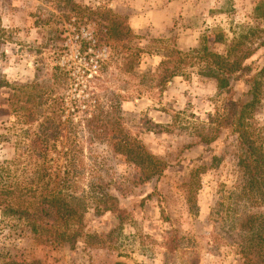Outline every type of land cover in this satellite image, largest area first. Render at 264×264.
<instances>
[{
	"label": "rangeland",
	"instance_id": "374dc122",
	"mask_svg": "<svg viewBox=\"0 0 264 264\" xmlns=\"http://www.w3.org/2000/svg\"><path fill=\"white\" fill-rule=\"evenodd\" d=\"M257 1L0 0V163L14 155L15 136L7 129L17 118L9 105L13 87L30 84L60 66L71 75L63 89L67 98L86 96L87 88L104 102L109 92L127 95L124 125L152 155L174 164L161 177L144 180L142 169L109 144H90L83 138L84 174L78 192L90 191L85 194L84 232H98L101 242L51 244L0 209V264L9 258L38 259L42 264L242 262L239 222L246 213L264 211V200L241 197L238 158L243 147L237 136L226 131L204 145L192 134V126L207 121L228 94L197 68L185 69L163 87L155 67L173 45L188 51L204 35L210 36L212 48L222 51L213 42V32L221 29L232 38L249 24L256 25ZM116 16L140 38L131 43L126 34L118 42L108 39V19ZM263 40L264 32L258 42ZM137 46L146 53L127 72L122 56ZM100 58L108 61L103 64ZM249 62L261 68L264 44ZM233 86L236 97L248 88L242 82ZM257 120L264 126V106ZM200 165L198 177L190 179ZM101 188L119 197L126 210L121 221L99 209L93 195ZM35 211V219L53 222L51 210ZM174 229L179 247L170 250L166 243Z\"/></svg>",
	"mask_w": 264,
	"mask_h": 264
},
{
	"label": "trees",
	"instance_id": "16d2710c",
	"mask_svg": "<svg viewBox=\"0 0 264 264\" xmlns=\"http://www.w3.org/2000/svg\"><path fill=\"white\" fill-rule=\"evenodd\" d=\"M253 10L257 22L249 24L247 31L236 33L232 38L221 29L213 32V42L220 44L222 51L212 48L210 36L204 35L188 51L173 45L155 67L163 87L174 77L184 75L185 69L197 68L199 73L216 80L220 92L228 94L207 121L192 126V134L204 145L214 143L226 131L229 136H237L243 147L238 158L243 172L240 193L247 201L264 200V126H258L257 120L264 106V64L256 69L249 62L264 44V40L258 42L264 32V0H258ZM108 21V39L118 42L126 34V40L131 43L133 38H140L133 36L132 29L118 16ZM125 51L122 57L130 72L146 51L140 46ZM99 61L104 64L108 60L100 58ZM70 78L67 69L54 66L34 82L13 87L9 105L11 114L17 118L7 129L15 136V146L14 155L0 163V209L4 215L20 220L30 234L46 236L51 244L72 246L81 240L90 246L100 240V234L84 232L88 208L85 194L90 191L78 192V183L84 174L83 138L90 144L97 140L109 144L116 154L142 169L144 180L161 177L174 164L152 155L124 125L122 104L127 95L109 92L104 102L96 90L87 88L86 96L67 98L63 89ZM235 82L248 87L237 97L233 92ZM172 120L173 125L175 116ZM202 167L193 168L189 178L196 179ZM93 198L102 213L111 212L120 221L123 219L126 210L118 196L101 188L94 192ZM38 207L51 210L53 222L35 219ZM239 226L243 253L240 264H264V211L246 213ZM178 242L175 230L166 245L175 250ZM4 263L42 264L38 259L14 258Z\"/></svg>",
	"mask_w": 264,
	"mask_h": 264
}]
</instances>
